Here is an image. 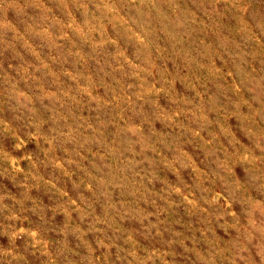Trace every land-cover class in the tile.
I'll use <instances>...</instances> for the list:
<instances>
[{"label": "rangeland", "instance_id": "obj_1", "mask_svg": "<svg viewBox=\"0 0 264 264\" xmlns=\"http://www.w3.org/2000/svg\"><path fill=\"white\" fill-rule=\"evenodd\" d=\"M166 6L172 19L184 26L179 32L164 26L170 41H180L174 44L178 54L189 61L197 56L209 61L200 65L204 75L199 78L214 89L212 103H219L230 92L239 93L240 81L260 99L264 94V39L259 43L248 39L245 21L230 16V9L214 0H169ZM151 11L168 19V12L159 5L151 9L139 0L135 4L131 0H6L0 7V121L4 122L0 124V207L5 208L0 224L17 223L7 218L20 214L23 206L19 223L41 227L48 244L45 252L42 245L32 247L27 237L15 241L19 259L13 264H136L128 255L133 247L140 258L155 252V264H203L207 258L196 247L199 225L189 216L174 210L157 213L162 233L157 234L154 228L145 231L147 221L144 226L127 223L122 211H110L117 205L107 200L108 193H89L88 173L97 158L105 159L103 152H82L75 163L65 160V152H56L59 163L49 157L33 169L22 161V173L13 172L7 162L11 156L28 154L29 149L46 151L43 140L38 144L30 139L42 131L37 125L46 127L57 115L72 110L86 122L83 113L96 111L91 102L102 99L99 87L88 85L103 84L117 91V83L124 86L123 73L129 71L123 67L130 43L127 29L132 27L139 34L136 26L148 21ZM153 33L157 34L154 26ZM218 61L223 62L224 71L216 66ZM242 103L248 101L242 97ZM115 115L123 123L121 114ZM102 135L106 141L107 134ZM20 141L27 148L16 151L13 146ZM101 143L97 140V145ZM181 155L191 162L187 154ZM132 215L139 221L143 209ZM157 216L151 217L152 224L157 223ZM222 227L228 231L230 226ZM10 234H0L5 250L12 246ZM235 245L232 241L229 248ZM7 259L0 257V264H7ZM221 259L230 264L228 254ZM238 264H250V257L242 256Z\"/></svg>", "mask_w": 264, "mask_h": 264}, {"label": "clouds", "instance_id": "obj_2", "mask_svg": "<svg viewBox=\"0 0 264 264\" xmlns=\"http://www.w3.org/2000/svg\"><path fill=\"white\" fill-rule=\"evenodd\" d=\"M168 2L139 0L151 9L159 5L168 12V19L151 11L150 19L136 26L139 34L132 27L127 29L130 43L125 49L123 67L129 71L123 73L124 86L117 83L119 91L103 84L88 85L90 89L99 87L102 99L91 102L96 111L83 113L86 122L74 116L72 110L57 115L46 127L37 125L42 131L30 135V139L38 144L43 140L46 151L29 149L28 154L11 156L7 162L13 172L22 173V161L33 169L49 157L59 163L56 152H65V160L74 163L82 158V152H103L105 159L97 158L88 173V191L93 195L108 193L107 200L117 205L110 211H122L127 223L144 226L147 221L149 227L145 231L154 228L162 234L157 213L174 210L199 225L196 247L208 254L203 264H225L221 259L225 254L231 257L230 264H238L245 255L250 257V264H264V94L257 99V93H250L248 85L240 81L239 93L230 92L219 103H212L214 89L199 78L204 75L200 65L209 61L198 56L189 61L174 46L180 41L168 38L165 25L177 32L184 27L172 19ZM214 2L229 8L230 16L245 21L248 39L257 43L264 39V0ZM5 3L0 0V7ZM153 26L157 34L153 33ZM216 66L225 70L223 62L218 61ZM232 66L229 60V67ZM242 97L248 104L242 103ZM117 112L123 123L116 120ZM225 129L231 135H225ZM102 134H107L106 141ZM97 140L102 143L97 145ZM13 147L21 151L27 144L20 141ZM182 153L191 157V162ZM136 209H143L139 221L132 215ZM4 210L0 207V212ZM23 211L22 206L20 214L12 213L7 218L17 223L0 224V234L11 233L8 238L12 246L5 250L0 245V257L10 258L7 264L18 261L15 241L25 237L32 247L42 245L45 252L48 248L41 227L19 223ZM103 211L100 208L98 214ZM153 216H157L156 224H152ZM225 224L230 226L228 231L222 227ZM232 241L236 245L230 249ZM128 255L136 264H155L157 258L155 252L140 258L134 247Z\"/></svg>", "mask_w": 264, "mask_h": 264}]
</instances>
